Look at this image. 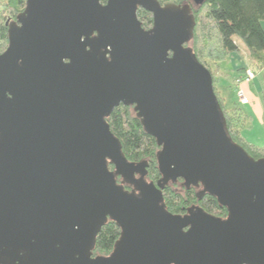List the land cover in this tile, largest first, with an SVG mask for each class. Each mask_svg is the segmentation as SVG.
Returning a JSON list of instances; mask_svg holds the SVG:
<instances>
[{"label": "water", "instance_id": "95a60500", "mask_svg": "<svg viewBox=\"0 0 264 264\" xmlns=\"http://www.w3.org/2000/svg\"><path fill=\"white\" fill-rule=\"evenodd\" d=\"M140 7L153 13L150 28ZM7 23L0 264H264V156L227 131L213 75L188 45L189 3L26 0ZM121 103L160 145L157 182L109 127ZM178 178L229 214L170 212L163 189ZM108 219L120 236L109 254L93 255Z\"/></svg>", "mask_w": 264, "mask_h": 264}, {"label": "trees", "instance_id": "16d2710c", "mask_svg": "<svg viewBox=\"0 0 264 264\" xmlns=\"http://www.w3.org/2000/svg\"><path fill=\"white\" fill-rule=\"evenodd\" d=\"M105 2L106 0H101ZM161 4L175 2L182 4L185 0H159ZM187 1V0H186ZM195 18L191 41L197 60L210 69L218 101L224 112L226 128L232 139L241 144L254 158L264 156V145L248 141L242 135L246 124V112L236 100L225 103L217 90L214 64L227 58L242 48L236 39L240 36L251 57V65L259 68L263 74L264 97V0H189ZM26 8V0H0V53L9 44L8 20ZM139 19L145 28L154 22L153 13L145 8L138 9ZM112 132L118 137L122 151L128 160H147L149 180L157 182L162 173L158 166L157 152L160 145L156 137L148 133L134 105L121 103L106 117ZM110 164V168H113ZM163 202L172 213L184 214L190 207L201 206L204 210L220 217L229 214L215 195L203 192L202 185H188L183 178L170 180L163 189ZM121 228L111 219L102 226L95 239L94 251L108 254L119 238Z\"/></svg>", "mask_w": 264, "mask_h": 264}, {"label": "rangeland", "instance_id": "374dc122", "mask_svg": "<svg viewBox=\"0 0 264 264\" xmlns=\"http://www.w3.org/2000/svg\"><path fill=\"white\" fill-rule=\"evenodd\" d=\"M184 3H189V0H185ZM236 39L242 49L239 52H233L227 58L218 61V65L214 64L216 76L215 84L220 95L224 97L225 103L232 104V101L236 100L246 112V124L242 128V135L248 141L257 145H264L263 74L259 68L251 65L252 59L243 39L238 35H236ZM238 54L245 59L247 66L244 65L239 69H233V64L236 61ZM247 68L255 71V77L248 82H239L238 78L243 77ZM240 88L246 92L250 99L249 104H246L247 102L242 103V99L238 95L239 90L241 91Z\"/></svg>", "mask_w": 264, "mask_h": 264}, {"label": "built area", "instance_id": "2783aa9c", "mask_svg": "<svg viewBox=\"0 0 264 264\" xmlns=\"http://www.w3.org/2000/svg\"><path fill=\"white\" fill-rule=\"evenodd\" d=\"M255 77V71L250 69V68H247L246 69V72L245 74L243 75L242 78H238V81L239 82H242V81H251V79H253ZM241 91L239 90V97L242 99V103H246L249 101V98L245 95L244 93V90L242 88H240Z\"/></svg>", "mask_w": 264, "mask_h": 264}, {"label": "crops", "instance_id": "0c3cea01", "mask_svg": "<svg viewBox=\"0 0 264 264\" xmlns=\"http://www.w3.org/2000/svg\"><path fill=\"white\" fill-rule=\"evenodd\" d=\"M234 53H235V52H234ZM237 56H238V57H237L236 61H235L234 64H233V67H234L233 69H239L240 67L246 65L245 59L242 58L240 54H238ZM234 65H235V66H234ZM246 66H247V65H246ZM236 76H237V75H236ZM244 93H245V95L247 96V94H246L245 91H244ZM247 97H248V96H247ZM249 102H250V99H249V101H248L246 104H249ZM246 104H244V105H246Z\"/></svg>", "mask_w": 264, "mask_h": 264}, {"label": "flooded vegetation", "instance_id": "af4514ba", "mask_svg": "<svg viewBox=\"0 0 264 264\" xmlns=\"http://www.w3.org/2000/svg\"><path fill=\"white\" fill-rule=\"evenodd\" d=\"M118 180H119V181L121 180V177H120V176H119ZM125 187L128 188L129 190H130L131 188H133L132 185H130L129 183H126V184H125ZM94 247H95V245H94ZM97 254H103V253L95 252V251H94V248H93V255H97ZM108 254H109V253H108ZM106 255H107V254H106Z\"/></svg>", "mask_w": 264, "mask_h": 264}]
</instances>
